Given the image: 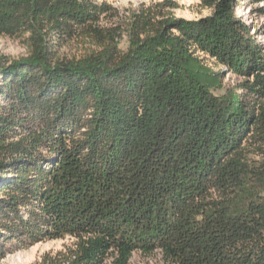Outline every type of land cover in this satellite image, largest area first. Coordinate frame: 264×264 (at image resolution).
<instances>
[{
    "label": "trees",
    "instance_id": "1",
    "mask_svg": "<svg viewBox=\"0 0 264 264\" xmlns=\"http://www.w3.org/2000/svg\"><path fill=\"white\" fill-rule=\"evenodd\" d=\"M238 1L185 19L173 0H0V36L27 49L0 55V258L70 236L40 264H264V195L245 193L264 178V46ZM73 42L89 49L58 54Z\"/></svg>",
    "mask_w": 264,
    "mask_h": 264
},
{
    "label": "rangeland",
    "instance_id": "2",
    "mask_svg": "<svg viewBox=\"0 0 264 264\" xmlns=\"http://www.w3.org/2000/svg\"><path fill=\"white\" fill-rule=\"evenodd\" d=\"M105 2L111 7L116 8L120 14L127 12L139 3H150L160 0H96ZM178 4L175 13L178 17L185 19H197L209 14L208 9H202L198 3L199 0H173ZM238 18L244 20L250 28L255 39L264 46V0H239L234 7ZM124 39L121 40V44ZM87 49L84 43L73 42L65 45L58 50V54L67 57H77L83 54ZM27 54L26 46L21 39L0 36V55H6L9 58H16ZM213 74L226 87H235L241 78L233 73H224V66L213 63L208 64ZM259 164L263 162L258 157ZM246 195L259 194L264 195V178L249 181L245 186ZM74 238L65 236L60 239H46L31 245L12 246L4 257L0 258V264H40L47 263L54 259L60 251H67L73 247ZM8 247V246H7ZM115 256H110L104 264H114ZM127 264H167L164 261L160 251L151 253H142L135 251L132 253Z\"/></svg>",
    "mask_w": 264,
    "mask_h": 264
}]
</instances>
